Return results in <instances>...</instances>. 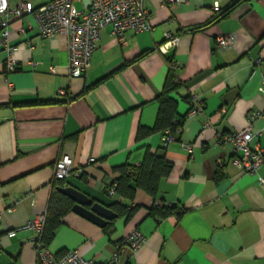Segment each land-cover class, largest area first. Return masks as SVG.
Returning <instances> with one entry per match:
<instances>
[{"label": "crops", "instance_id": "0c3cea01", "mask_svg": "<svg viewBox=\"0 0 264 264\" xmlns=\"http://www.w3.org/2000/svg\"><path fill=\"white\" fill-rule=\"evenodd\" d=\"M164 1L141 0L151 29L126 30V44L117 42L110 25L103 27L80 77L69 75L63 34L41 37L31 14L12 19L15 70L6 71L0 47V264H36L34 232H7L46 212L53 164L62 155L83 171L63 186L107 206L135 208L129 217L117 214L107 231L68 211L48 245L54 253L77 249L96 264H107L115 252L118 264H264V164L255 174L229 160L218 165L230 156V146L216 141L217 133L243 129L250 113L264 111V0H180L173 8ZM18 27L25 28L27 41ZM166 33L178 42L162 52ZM227 34L234 42L216 45V37ZM169 58L179 64L173 72L180 83L170 96L181 128L169 142L166 130L138 139L139 126L154 125L156 96L172 72ZM193 94L203 111L187 116ZM262 128L264 116L251 121V131ZM249 145L264 146V131ZM147 149L172 164L156 194L136 188L131 200L109 195L119 167L139 164ZM156 200L173 209L165 216L152 213ZM136 227L146 241L132 252L120 243Z\"/></svg>", "mask_w": 264, "mask_h": 264}, {"label": "built area", "instance_id": "2783aa9c", "mask_svg": "<svg viewBox=\"0 0 264 264\" xmlns=\"http://www.w3.org/2000/svg\"><path fill=\"white\" fill-rule=\"evenodd\" d=\"M77 0H49L43 4L33 5L31 0H17L13 6L10 0H0V47L6 54L5 69L7 72L18 67L14 58L15 47L9 42V25L12 19H21L26 15H33L39 25L41 37H51L61 33L66 37L67 46V68L71 77H80L90 64L92 53L97 47L100 30L110 25L111 33L119 44H126L125 32L132 29L135 32L147 31L151 29L150 13L143 8L141 0H83V6L79 9L75 5ZM180 0H165L164 4L173 8ZM214 11L219 9L218 4L212 6ZM18 33L22 40L27 41L26 31L23 27H18ZM178 37L169 33L165 34V42L159 46L162 52L168 46H176ZM232 35H220L216 37L215 43L218 46L232 44ZM261 56H257L254 62L260 64ZM35 66V62H31ZM170 70L179 67L178 62L171 59ZM50 71L55 72V67L50 66ZM175 81L178 76L175 75ZM262 86L264 88V74L262 75ZM64 89H59L58 94H65ZM189 110L187 116H192L203 111L201 100L197 95H191L188 100ZM225 112V107L220 108V113ZM264 116V111H254L249 114L246 126L243 129L219 132L216 134L218 144L230 146V156L217 160L218 165H223L230 161L240 170L255 174L258 168L264 164V146L256 145L251 147L250 140L254 136H259L264 128L255 132L251 131V121L257 117ZM210 124L207 122L203 128ZM178 132V129L177 131ZM164 141L173 139V134L166 129ZM186 149L189 144H183ZM92 161V160H91ZM83 171L80 167H75L72 159L68 155H62L53 164V180H66L68 177H80ZM264 185V178L260 179ZM109 195L115 194V183L108 188ZM15 202L6 208L11 211ZM157 206L166 205L160 200L154 202ZM45 221V212L39 214L18 228L7 232L8 237L16 234L17 229H29L34 232L30 243L36 252V264H95L94 260L81 256L77 249H69L58 255L44 245L41 241V232ZM146 241L145 235L139 228H134L121 241V246H127L132 252L136 251ZM118 252H115L107 264H118Z\"/></svg>", "mask_w": 264, "mask_h": 264}, {"label": "trees", "instance_id": "16d2710c", "mask_svg": "<svg viewBox=\"0 0 264 264\" xmlns=\"http://www.w3.org/2000/svg\"><path fill=\"white\" fill-rule=\"evenodd\" d=\"M225 12L221 13L219 16H223ZM171 59L172 58L168 59L169 63ZM174 78V72L169 71L162 91L156 96L158 111L154 125L152 127L139 126L136 133L138 139L146 137L155 131H165L166 129H169L172 134L179 133L182 119H176L177 103L170 96V93L177 88L180 80L175 81ZM48 102L49 101H35L32 102V104ZM177 129L178 132H176ZM171 169L172 164H170L163 155L152 153L147 149L142 161L139 164H125L119 167L120 173L115 181V193L125 199L131 200L133 199L136 188H139L154 196L156 194L159 181L166 177L170 173ZM64 184L65 180H53L52 183V189L45 212V221L41 232V241L46 246H48L54 238L56 229L62 224L63 216L71 210L73 204L67 196L56 189L57 186H63ZM109 207L118 215H125L126 217H129L135 208V206L127 207L120 202H113L109 205ZM172 209L173 207L170 205L157 206L153 204L151 212L159 213L161 216H165ZM176 211L181 212V210ZM110 224L111 222L105 225L103 230L107 231Z\"/></svg>", "mask_w": 264, "mask_h": 264}, {"label": "water", "instance_id": "95a60500", "mask_svg": "<svg viewBox=\"0 0 264 264\" xmlns=\"http://www.w3.org/2000/svg\"><path fill=\"white\" fill-rule=\"evenodd\" d=\"M56 189L73 202L71 207L73 212L90 220L99 227H104L118 216L109 206L94 200L71 185L57 186Z\"/></svg>", "mask_w": 264, "mask_h": 264}, {"label": "rangeland", "instance_id": "374dc122", "mask_svg": "<svg viewBox=\"0 0 264 264\" xmlns=\"http://www.w3.org/2000/svg\"><path fill=\"white\" fill-rule=\"evenodd\" d=\"M47 1H49V0H31V2H32L33 5L43 4V3L47 2ZM76 5H77V8H79V5H78L77 2H76Z\"/></svg>", "mask_w": 264, "mask_h": 264}]
</instances>
